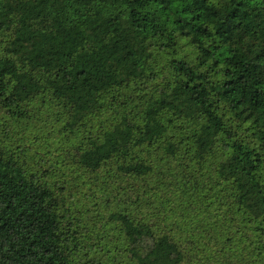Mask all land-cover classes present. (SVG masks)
Returning a JSON list of instances; mask_svg holds the SVG:
<instances>
[{
    "label": "trees",
    "instance_id": "16d2710c",
    "mask_svg": "<svg viewBox=\"0 0 264 264\" xmlns=\"http://www.w3.org/2000/svg\"><path fill=\"white\" fill-rule=\"evenodd\" d=\"M31 107L64 153L0 140V264L264 260V0H0V108ZM98 195L122 249L89 235Z\"/></svg>",
    "mask_w": 264,
    "mask_h": 264
},
{
    "label": "rangeland",
    "instance_id": "374dc122",
    "mask_svg": "<svg viewBox=\"0 0 264 264\" xmlns=\"http://www.w3.org/2000/svg\"><path fill=\"white\" fill-rule=\"evenodd\" d=\"M31 108L32 109L28 112H22V114L17 112L11 113L0 108V140L6 149L20 154L30 167L36 166L39 171H43L49 169L55 162L54 153H64L59 149L60 147L56 143V137L59 136L60 125L64 123L65 119L62 111H59L56 107H51L50 109L39 107V110L37 107ZM5 123L11 126V132L8 135L3 131L2 124ZM29 149H31L32 153H30ZM48 157H51V159L46 161L45 159ZM37 162L40 163L38 164ZM51 181H54L53 177H51ZM77 189L79 190L82 188L76 187V190ZM170 195L171 189L168 183H163L162 188L158 190L157 198L162 201L163 204H168L169 201L167 200H170ZM74 197L76 201L80 198L79 195ZM174 200L172 202H174ZM178 200L182 201L183 207H187L193 200V197H184L183 200L178 198ZM72 206L76 208V203L73 202ZM89 207L93 210H86V208ZM78 208L83 211L84 222L91 229L89 235H93V237L97 238L103 237L105 239L104 242H107L106 247L115 245L117 248H123L121 234L116 228V223L110 217L113 212L122 210L115 200L98 195L95 202L92 204L86 201L84 204L82 203L79 205ZM195 221L196 219L191 218L190 223ZM112 238L116 240L115 244L111 241ZM228 250L230 251L228 261L221 262L218 255L211 252L204 263L237 264L238 260H235L237 258L235 256V250ZM120 253L122 252L119 251V254ZM119 254L117 252L116 255L119 264H132L123 254ZM237 255H239V253H237ZM208 259L212 260V262ZM258 259L259 263L264 264L263 259Z\"/></svg>",
    "mask_w": 264,
    "mask_h": 264
}]
</instances>
